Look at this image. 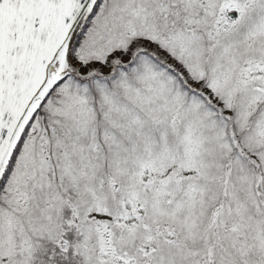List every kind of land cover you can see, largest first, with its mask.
<instances>
[{
    "label": "snow or ice",
    "instance_id": "6c2138e0",
    "mask_svg": "<svg viewBox=\"0 0 264 264\" xmlns=\"http://www.w3.org/2000/svg\"><path fill=\"white\" fill-rule=\"evenodd\" d=\"M0 264H264V0H0Z\"/></svg>",
    "mask_w": 264,
    "mask_h": 264
}]
</instances>
